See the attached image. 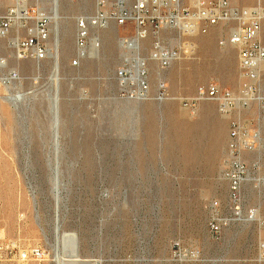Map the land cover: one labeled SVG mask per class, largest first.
Listing matches in <instances>:
<instances>
[{
	"label": "rangeland",
	"instance_id": "obj_1",
	"mask_svg": "<svg viewBox=\"0 0 264 264\" xmlns=\"http://www.w3.org/2000/svg\"><path fill=\"white\" fill-rule=\"evenodd\" d=\"M15 1L0 0V6ZM231 2L251 6L257 0ZM59 3L61 15L71 19L69 33L59 20L56 85L55 58L19 59L0 39V59L19 76L0 88V236L41 247L45 264H59L56 253L74 264L73 242L77 264H264V186L254 180L243 186V217L252 212L253 219L233 220L217 235L209 228L215 211L231 216L224 171L233 120L259 133L257 149L242 159L251 179L264 178V106L253 102L223 115L213 102L192 112L178 100L211 81L238 91V51L220 44L234 25L184 39L163 32L171 46L182 45V56L166 69L151 61V93L132 98L122 94L116 72L126 59L148 56L152 38L130 51L120 42L125 29L111 23L92 33L88 57L72 67L75 17L94 8L92 1L81 9L71 0ZM44 5L52 14L53 0ZM161 80L168 96L160 99ZM261 90L264 95V64ZM180 250L189 255L179 256Z\"/></svg>",
	"mask_w": 264,
	"mask_h": 264
},
{
	"label": "built area",
	"instance_id": "obj_2",
	"mask_svg": "<svg viewBox=\"0 0 264 264\" xmlns=\"http://www.w3.org/2000/svg\"><path fill=\"white\" fill-rule=\"evenodd\" d=\"M34 1V5L30 3ZM45 0H16L6 7L0 6V39H6L14 55L19 59L43 61L55 58L51 47L53 35L52 14L44 5ZM78 3L92 1L93 11L81 12L75 17V53L70 65L77 67L88 57L91 36L96 30L111 23L125 34L120 37L124 48L140 51L147 38H152L148 56L126 59L117 70L116 77L122 85V94L132 98H146L151 93L149 63L156 62L161 69L179 60L182 45L171 46L162 38L163 32L174 33L180 39L204 34L220 24H233L228 37L221 45H231L238 51L241 84L237 92L211 81L199 85L193 95L180 97L179 103L194 112L201 102H213L223 115H230L238 107H248L253 102L264 106L261 90V68L264 64V43L261 32L264 24V0L251 6H237L231 0H71ZM16 30V35L9 34ZM22 32V34H21ZM24 33V34H23ZM169 40V39H168ZM19 81L17 73L6 69V59H0V88L10 87ZM157 96H168L167 85L161 80ZM260 135L250 132L238 120L230 124V160L224 171L229 183L230 217H221L216 211L209 222L210 231L217 235L233 220L253 219L252 212L243 217V186L250 180L264 186V178L251 179L252 172L242 159V153L257 149ZM256 177V178H255ZM264 249V245H261ZM186 251H179V256ZM188 255L189 252L187 251ZM0 264H45V252L41 247L24 248L11 239L0 236Z\"/></svg>",
	"mask_w": 264,
	"mask_h": 264
},
{
	"label": "bare ground",
	"instance_id": "obj_3",
	"mask_svg": "<svg viewBox=\"0 0 264 264\" xmlns=\"http://www.w3.org/2000/svg\"><path fill=\"white\" fill-rule=\"evenodd\" d=\"M79 6V9H81V8H85L87 5H86V3H81V4H79L78 5ZM53 9H52V20H53V23H54V31H56V37L54 38V41H53V43L51 44V47L55 50V61H54V68H53V73H52V75H51V82H53L55 85H56V83L58 82V80H59V77H60V63H59V45H60V36H59V20L60 19H63L64 21H65V25H64V32L66 33L67 31H68V33H69V30L67 29L68 28V24H69V19H71V16H67V15H61V13H60V3H59V0H53V7H52ZM63 32V33H64ZM54 34H55V32H54ZM51 84V83H50ZM52 85V84H51ZM56 90H58V89H56ZM51 94V93H50ZM50 97H52V96H50ZM56 97V96H55ZM10 98H12V97H10ZM22 98V95H19V96H17V97H13L12 98V100H13V102H16L17 101V99H21ZM51 99V98H50ZM55 99V98H54ZM53 107V106H52ZM58 110V109H57ZM56 115H58L57 114V112H56ZM56 119H58L57 118V116H56ZM53 120V119H52ZM55 120V119H54ZM55 123V122H54ZM58 131V130H57ZM55 132V131H54ZM58 133V132H57ZM54 190H57V186H56V189H54ZM56 195H57V193H56ZM57 216V215H56ZM57 218V217H56ZM56 221H57V219H56ZM56 228V235H57V238H59L60 237V234L61 233H59V227L57 226V227H55ZM67 236H70V235H68L67 233H63V235H62V237L65 239ZM62 238V239H63ZM63 239V240H64ZM59 241V240H58ZM58 243V242H57ZM65 243V242H64ZM57 248H58V246H57ZM72 248H73V252H72V255H70V257H72V259H73V261L75 262L74 264H77L76 262L77 261H79L81 258L79 257V254L77 253V248H76V243H72ZM57 250V249H56ZM186 252L182 255V256H184V257H187L188 256V253H187V250H185ZM56 257H57V259H58V262H59V264H64V262H63V260H62V258H60L61 256H59V254L58 253H56ZM70 259V258H69ZM82 262V261H81ZM80 262V263H81ZM79 264V263H78ZM82 264V263H81ZM83 264H85V263H83Z\"/></svg>",
	"mask_w": 264,
	"mask_h": 264
}]
</instances>
